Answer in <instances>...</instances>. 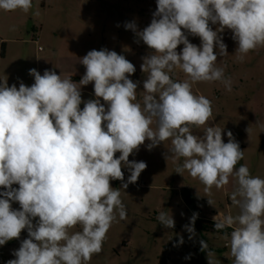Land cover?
<instances>
[{
	"label": "clouds",
	"instance_id": "obj_1",
	"mask_svg": "<svg viewBox=\"0 0 264 264\" xmlns=\"http://www.w3.org/2000/svg\"><path fill=\"white\" fill-rule=\"evenodd\" d=\"M32 7L33 0H0L5 12L28 13ZM124 27L153 50L140 66L147 73L142 103L137 101L141 82L130 79L134 64L107 48L80 58L85 72L79 82L35 68L29 69L31 86L0 81V246L27 231L6 264H89L102 251L117 214L127 219L120 188L137 183L147 168L144 161L129 160L146 140L149 151L171 141L173 162L183 161L175 172L187 170L198 178L209 205L213 186L221 189L235 178L230 199L239 212L213 217L214 228L232 229L233 264H264V178L252 176L246 164L236 168L244 151L231 131L224 142V129L209 124L212 102L192 90L197 82L220 81L232 91L225 69L217 67L218 57L228 55L222 33L230 30L240 62L264 47V0H157L147 27L140 30L134 21ZM189 36L199 37L200 44ZM177 69L187 79H173ZM89 84L94 98L84 100L82 88ZM193 127L203 128V134L194 135ZM122 168L130 173L126 181ZM115 180L120 188L112 187ZM198 215L184 225L189 240L197 235ZM156 219L175 227L164 211ZM183 243L181 236L173 247ZM199 243L208 264H216L207 242Z\"/></svg>",
	"mask_w": 264,
	"mask_h": 264
},
{
	"label": "rangeland",
	"instance_id": "obj_2",
	"mask_svg": "<svg viewBox=\"0 0 264 264\" xmlns=\"http://www.w3.org/2000/svg\"><path fill=\"white\" fill-rule=\"evenodd\" d=\"M156 7L157 0H33L28 13L0 10V81L7 79L9 86L15 83L17 87L19 81H23L31 86L34 77L29 75V69L35 68L41 75L48 69L79 82L85 72L80 58L90 50L107 48L134 64L136 72L130 79L141 82L137 101L142 103L147 73H143L140 66L142 57L153 50L142 41L137 43L134 32L126 30L124 24L134 21L143 30L150 24ZM216 27L213 25L214 29ZM222 35L228 55L218 57L217 67L225 69V77L232 81V91H227L220 81L197 82L192 90L212 102L214 119L209 124L224 129V142L228 141L227 131H231L244 151V159L236 168L246 164L252 176L264 178V47L250 51L240 62L230 30ZM189 40L200 44L199 37L189 36ZM182 47L179 45L177 51ZM172 78L187 79L178 69L172 73ZM92 98L93 85L84 86L82 99ZM152 127L155 128V124ZM192 132L202 135L203 128L193 127ZM148 143L146 140L138 152L129 156V160L147 163L137 183L123 189L121 181H111L112 187L120 188L127 219L121 221L117 214L102 251L94 254L89 264H208L207 253L200 250V240L206 241L208 249L215 254L216 264H233L229 244L232 229L216 231L208 218L217 214H238L239 209L230 199L236 186L235 178L230 177L229 183L221 189L213 186L210 198L214 205H209L205 185L198 178L191 177L187 170L182 175L175 172L183 161L173 162L168 151L171 141L151 151L146 147ZM122 171L126 181L130 173L126 168ZM12 206L20 207L16 202ZM161 211L172 215L174 228H166L157 221ZM194 212L199 214L194 225L197 235L189 240L184 225L189 223ZM77 230L79 226L73 229ZM225 232L229 234L228 239ZM181 236L184 243L173 247ZM25 238L27 231L23 230L19 240L13 239L0 246V264L15 258L12 252ZM189 253L192 257L186 260Z\"/></svg>",
	"mask_w": 264,
	"mask_h": 264
},
{
	"label": "crops",
	"instance_id": "obj_3",
	"mask_svg": "<svg viewBox=\"0 0 264 264\" xmlns=\"http://www.w3.org/2000/svg\"><path fill=\"white\" fill-rule=\"evenodd\" d=\"M217 215H218V214H217ZM217 215L209 216L208 220H209L210 222L214 221V220H212V219H213V217H215V216H217ZM220 216H221V215H220Z\"/></svg>",
	"mask_w": 264,
	"mask_h": 264
},
{
	"label": "trees",
	"instance_id": "obj_4",
	"mask_svg": "<svg viewBox=\"0 0 264 264\" xmlns=\"http://www.w3.org/2000/svg\"><path fill=\"white\" fill-rule=\"evenodd\" d=\"M209 223H211V225H213V226H214V222H209Z\"/></svg>",
	"mask_w": 264,
	"mask_h": 264
}]
</instances>
